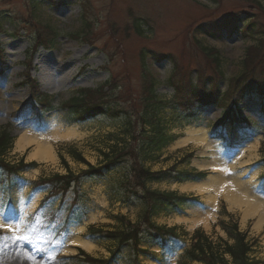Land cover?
Here are the masks:
<instances>
[{"label":"rangeland","instance_id":"1","mask_svg":"<svg viewBox=\"0 0 264 264\" xmlns=\"http://www.w3.org/2000/svg\"><path fill=\"white\" fill-rule=\"evenodd\" d=\"M36 7L37 10L35 7L32 9L31 0H0V47L4 49L6 58V65L0 66V134L7 131L14 137L16 129L29 126L41 131L71 130L76 135L69 140L53 143L57 154L53 161L35 159L32 156L33 148L18 149L13 140L12 149L7 153L10 163H37L36 168L22 173L30 182L55 173L67 174L63 158L75 173L86 169L85 164L71 156L70 145L77 147L93 165L103 163L105 154L111 153L114 147L121 148L117 140L121 132L118 122L101 116L80 125H68L65 112L46 110V106L39 104L42 99L51 100L57 107L83 92L88 98H93L98 88L110 80L111 85L106 93L130 109L131 105L139 107L141 103L144 81L142 53H145L149 74L157 80V94L166 101L174 96L166 81L175 65L184 77L193 70L200 71L198 74L203 77L214 75L218 59L213 60L209 53H216L222 59L226 76L230 78L240 74L244 70V63L254 56L259 55L258 59L264 56V38H261L264 36V0H70L67 6L60 9L50 8L47 4ZM32 10H35L34 13ZM238 13L241 20L234 32L222 27L220 33L211 35L200 28L204 23L216 22L224 19V16ZM251 18L258 21L254 36L244 31V25ZM140 19L144 22L143 34L134 29ZM54 35L57 36L53 42H48ZM46 42L49 46L43 47ZM28 53L32 54L30 58ZM26 75L35 81L38 88L32 96L35 101L30 105L31 90L22 84L26 81ZM222 89L225 91L227 85L224 84ZM255 102L242 111L254 128L245 125L244 131L238 134L242 142L234 150L231 146L227 147L226 153H234L254 134L259 135L260 154L252 163L238 168L240 172L236 174L239 175L238 180L244 182L254 175L249 190L264 193V181L261 179L264 175V164L261 163L264 161V103ZM31 108L42 118L33 115ZM22 109L24 113L15 117V113ZM221 116L222 109L215 104L207 106L191 120L176 118L175 113L166 108L162 122L175 135V141L164 149L158 159L142 162L139 166L149 169L151 173L172 167L177 171L188 170L190 178L186 182L207 177L210 172L200 169L196 162L201 164L214 157L204 155L201 147L175 146V143L191 128L204 130L208 136L213 130V133L216 132V124ZM238 137H231L234 143ZM226 142L214 143L217 147L225 148ZM137 170L134 166L131 169L123 167L110 179L87 183L84 202L89 208L88 213L83 223L73 225L64 238L50 219L40 221L34 217L35 209L45 193L31 194L30 185H15L10 192L11 201H7L15 205L13 212L8 211L7 203L4 204L7 196L2 194L3 188H0V216L9 217L7 220L14 224L11 229L0 228V264H99L79 254L77 247L81 246H72L68 242L73 237H80L93 246L91 251L82 247L91 257L110 259L114 245L104 238L108 233L122 228L120 217L127 222H137L142 216L139 206H126L117 200L112 185L126 174L127 178L131 177ZM186 182L167 180L148 183L152 189L194 200L192 204L186 203L180 214H160L155 219L158 224L174 228L187 244L198 231L205 232L218 243L228 238L218 226L222 218H229L226 211L236 218L247 240L254 241L250 254L253 260L256 264H264V223L258 228L256 216L243 219L242 212L229 209L222 198L212 203L209 194L213 193L201 196L195 191L183 190ZM30 195L34 196L28 200ZM91 213L95 215L94 220L90 219ZM210 213L208 227H192V222L178 218L193 219L197 217L196 214L204 217ZM49 223V228H46ZM93 233L106 234V237H94ZM153 250L158 254L161 248L154 246ZM141 259V264H164ZM114 264L126 263L118 260ZM170 264H176V260L172 258Z\"/></svg>","mask_w":264,"mask_h":264},{"label":"trees","instance_id":"2","mask_svg":"<svg viewBox=\"0 0 264 264\" xmlns=\"http://www.w3.org/2000/svg\"><path fill=\"white\" fill-rule=\"evenodd\" d=\"M69 3L70 0H31L32 9L35 7L36 10L38 9L36 6L41 4L60 9ZM32 11L34 13L35 10ZM240 16L239 13L224 16V19L204 23L200 28L211 35L220 33L222 27L234 32L241 20ZM143 25L141 19L135 23L134 29L137 33H144ZM257 26L258 21L251 18L244 25V31L254 36L257 34ZM259 32L263 33L262 30ZM55 36L57 35L51 36L48 42H53ZM46 46H49L47 42ZM209 55L213 60L218 59L214 75L203 77L198 74L200 71L193 70L184 77L178 72L177 65L174 66L166 81L167 86L174 93L172 100L166 101L158 96L157 80L149 74L146 56L142 53L144 81L139 107L133 104L128 109L119 104L114 96L106 93L109 91L108 86L111 85L110 80L98 88L96 97L88 98L83 92L56 107V110L65 112V121L69 124L83 123L104 116L121 125V132L117 137L121 148L114 147L111 153H106V159L100 165H93L85 159L77 147H70L71 156L87 167L79 173L72 171L63 158L68 169L67 174L55 173L39 181H27L22 176V172L34 168L36 163L23 161L10 163L7 160V153L12 148V138L7 131L2 132L0 134L2 194L8 196L15 185L23 183L31 185V194L45 193L35 217H39L40 221L46 218L53 221L60 220V231L65 232L70 225L82 223L88 213L89 208L84 202L87 183L110 179L113 173H119L123 167L131 169L134 166L138 170L133 172L131 177L127 178L126 174L118 182H114L112 192L123 205L139 206L142 209L140 220L127 222L124 217H120L123 224L121 229L108 233L107 237L106 234L93 233L94 237H106L104 239L111 241L114 247L108 260L95 259L89 255H86V259L99 264H113L118 260L126 264H140L141 257L153 258L165 264H170L172 258L176 260V264H256L250 255L254 241L247 240V235L239 229L236 218L226 211L229 218H222L218 225L228 238L218 243L210 239L205 232L198 231L187 244L174 228L159 225L155 220L157 216L162 213H181L183 206L186 203H194V200L152 189L148 183L167 180L185 181L190 178V173L188 170L177 171L174 167L151 173L149 169L139 166L142 162L158 159L164 149L174 141L175 135H172L168 126L162 122L166 108H170L176 118L191 120L196 118L197 113H202L207 106L215 104L222 109L221 119L216 124L220 131L225 130L228 124L249 123L242 114L243 104L254 101L264 103V56L259 59V55L254 56L244 63V70L240 74L229 78L223 70L222 59L218 58L216 53ZM28 56L30 58L32 54ZM5 61L4 49L0 47V66H5ZM25 80L22 84L28 85L31 96H34L38 90L35 81L29 75H26ZM224 84L227 85L225 91L222 89ZM41 104L48 109L54 108L49 100ZM154 246L161 248L158 254L153 250Z\"/></svg>","mask_w":264,"mask_h":264},{"label":"bare ground","instance_id":"3","mask_svg":"<svg viewBox=\"0 0 264 264\" xmlns=\"http://www.w3.org/2000/svg\"><path fill=\"white\" fill-rule=\"evenodd\" d=\"M15 135L17 136L15 144L18 149L27 150L33 148L32 156L35 159L53 161L57 158L53 143L69 140L76 134L75 131H62L59 129L35 131L27 126L25 129H16ZM214 142L208 139L204 130L193 128L184 137L176 141L175 146L193 145L196 148L201 147L204 155L214 157L213 160L201 164L196 162L200 169L207 170L210 174L199 181L184 183L182 189L195 191L201 196L213 193L209 194L210 199H213L212 203L216 202L217 198H222L227 202L229 209H236L242 212L243 219L256 216L258 220L256 226L258 228L262 227L264 223V195L249 190V186L252 184L253 179H255L254 175L249 181L244 182L238 180L239 175L236 174L240 172L238 168L252 163L253 159L260 154L261 142L259 137H256L255 140L239 149L232 159L227 158L224 155V149L217 147ZM196 215L197 217L193 219L178 218L182 221L192 222V227L198 225L209 226L211 213L204 217H202L203 215ZM90 219H95L93 213L90 214ZM12 227H14V224L0 216V228L11 229ZM69 243L72 246H81L89 251L93 249L92 245L80 239V237L69 239Z\"/></svg>","mask_w":264,"mask_h":264},{"label":"snow or ice","instance_id":"4","mask_svg":"<svg viewBox=\"0 0 264 264\" xmlns=\"http://www.w3.org/2000/svg\"><path fill=\"white\" fill-rule=\"evenodd\" d=\"M5 219L7 220V219H10L9 217H5Z\"/></svg>","mask_w":264,"mask_h":264}]
</instances>
